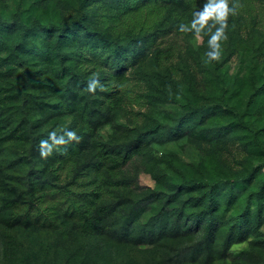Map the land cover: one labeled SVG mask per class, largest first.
Wrapping results in <instances>:
<instances>
[{
  "label": "trees",
  "instance_id": "1",
  "mask_svg": "<svg viewBox=\"0 0 264 264\" xmlns=\"http://www.w3.org/2000/svg\"><path fill=\"white\" fill-rule=\"evenodd\" d=\"M216 2L78 0L80 15L73 21L29 24L28 39L35 36L37 63L46 79L42 87L58 101L31 103L25 97L20 102L7 79L0 80V250L6 264H87L110 238L145 246L156 264L200 258L210 264L214 251L222 255L232 238L251 232L250 206L230 225L224 221L226 208L219 211L221 198L237 197L236 182L228 186L194 179L166 200L161 192L138 184L146 163L160 159L153 146L161 127L155 118L149 132L116 138L102 134L122 100L132 99L131 74L143 69L151 56L158 70L178 73L169 65L178 49L164 43L171 36L187 34V25L197 20L205 5ZM227 2L231 7L224 13L223 25L216 12L208 24L227 30L244 17L246 25L262 27L264 0ZM9 27L0 24V41L5 44L2 31ZM55 56L60 69L47 62ZM53 74L64 76L55 80L57 85L47 80ZM59 80H65L63 88ZM142 98L136 95L135 103ZM17 105L28 108L18 122L10 121V111ZM64 118L70 121L62 133L53 137V131H45L54 119ZM186 118L170 127L166 137H180L183 125L191 126ZM68 131L77 138H70ZM61 137L64 142L57 143ZM42 141L51 145L50 151L43 149L47 155L42 154ZM192 193L198 198L188 206L181 197L185 194L189 200ZM217 233L227 235L222 246L216 244Z\"/></svg>",
  "mask_w": 264,
  "mask_h": 264
},
{
  "label": "rangeland",
  "instance_id": "2",
  "mask_svg": "<svg viewBox=\"0 0 264 264\" xmlns=\"http://www.w3.org/2000/svg\"><path fill=\"white\" fill-rule=\"evenodd\" d=\"M79 15L78 0H0V24H11L2 31L7 44L0 41V80L7 79L20 102L25 97L31 103L58 101L42 87L46 79L37 63L40 51L35 36L28 39L29 24L34 20L45 25L64 24ZM193 23L187 25V34L171 36L164 43L178 49L177 57L169 63L178 73L158 70L151 56L143 69L131 74L132 99L122 100L121 106L112 112L114 120L103 128L102 134L113 138L133 136L138 131H151L155 120L161 124L153 143L160 159L146 163L137 182L141 187L161 192L163 200L194 179L228 186L236 182L237 197L221 198L219 211L226 208L224 221L230 225L236 214L250 206L251 232L241 239L232 238L231 246L222 255L214 251L209 261L260 264L264 262V19L257 29L246 25L244 17L227 30L207 22L193 28ZM218 29L219 54L209 57V39ZM22 39L28 41L23 44ZM47 62L62 67L57 56ZM63 77L53 74L47 80L56 84L55 80ZM64 81L59 80L62 88ZM139 94L143 98L135 103ZM26 108L17 105L12 109L10 121L18 122ZM193 111L197 114L193 115ZM186 117L191 119V126L183 125L176 139L166 137L169 128L187 120ZM69 121L54 119L45 131L62 133ZM117 126L127 131L121 133ZM192 194L189 200L185 194L181 197L188 206L198 198V194ZM226 238V234L217 233L216 244L222 246ZM145 251V246L135 247L110 238L87 264H156ZM61 255L62 250L58 256ZM0 264H6L1 250ZM179 264L205 263L200 258L184 259Z\"/></svg>",
  "mask_w": 264,
  "mask_h": 264
},
{
  "label": "clouds",
  "instance_id": "3",
  "mask_svg": "<svg viewBox=\"0 0 264 264\" xmlns=\"http://www.w3.org/2000/svg\"><path fill=\"white\" fill-rule=\"evenodd\" d=\"M231 5L227 2V0H218L216 3H208L205 5V9L198 14L197 20L193 23V28L197 27V24H200L203 26L207 22L208 17L213 13L216 12L217 16L216 19L220 21L221 26L223 25V17L224 13L230 8ZM185 26L181 25V30H184ZM221 35V30L218 29L215 34H213L210 39H209V45H210V50L208 51L207 55L209 57H215L219 54V43H218V36ZM90 88H94V85H89ZM53 137H55V133L53 132L51 134ZM67 135L70 138H77L76 134L72 131H68ZM57 143H63L64 140L61 137ZM42 154L47 155V152L43 151L44 147H47L48 150H51V145H48L47 141H42Z\"/></svg>",
  "mask_w": 264,
  "mask_h": 264
}]
</instances>
